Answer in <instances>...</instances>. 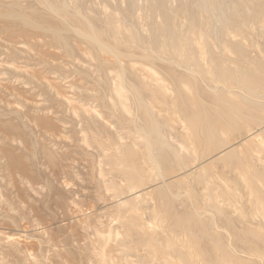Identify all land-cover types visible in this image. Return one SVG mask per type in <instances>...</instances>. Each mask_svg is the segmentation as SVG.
<instances>
[{"label":"rangeland","instance_id":"1","mask_svg":"<svg viewBox=\"0 0 264 264\" xmlns=\"http://www.w3.org/2000/svg\"><path fill=\"white\" fill-rule=\"evenodd\" d=\"M171 263L264 264V0H0V264Z\"/></svg>","mask_w":264,"mask_h":264},{"label":"bare ground","instance_id":"2","mask_svg":"<svg viewBox=\"0 0 264 264\" xmlns=\"http://www.w3.org/2000/svg\"><path fill=\"white\" fill-rule=\"evenodd\" d=\"M36 27V26H35ZM95 40L97 39L96 37L94 38ZM96 41H98V40H96ZM98 43H99V41H98ZM101 43V42H100ZM100 45H102V44H100ZM153 157V156H152ZM153 159V158H152ZM200 167V166H199ZM193 169V168H192ZM197 169V168H196ZM187 176V175H186ZM12 238H14V237H12ZM16 239V238H15ZM18 239V238H17ZM16 239V240H17ZM12 240V239H11ZM242 252V251H241ZM3 259V258H2ZM172 264V263H171ZM230 264V263H229Z\"/></svg>","mask_w":264,"mask_h":264}]
</instances>
